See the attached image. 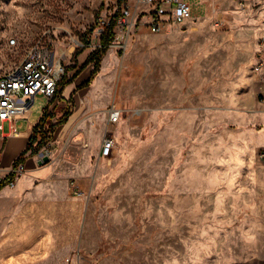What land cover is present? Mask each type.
<instances>
[{"label": "rangeland", "instance_id": "374dc122", "mask_svg": "<svg viewBox=\"0 0 264 264\" xmlns=\"http://www.w3.org/2000/svg\"><path fill=\"white\" fill-rule=\"evenodd\" d=\"M185 1L196 23L134 29L93 77L94 64L84 65L113 0H0V74L42 37L65 55L36 151L51 152L50 165L85 192L88 215L72 222L68 264H264L230 232L255 215L260 191L207 189L230 145L222 118L239 94L232 83L251 74L264 43V0ZM49 102L36 96L14 131L37 125ZM112 104L123 111L114 126ZM108 136L116 148L102 158Z\"/></svg>", "mask_w": 264, "mask_h": 264}, {"label": "crops", "instance_id": "0c3cea01", "mask_svg": "<svg viewBox=\"0 0 264 264\" xmlns=\"http://www.w3.org/2000/svg\"><path fill=\"white\" fill-rule=\"evenodd\" d=\"M196 19L194 16L190 24L196 23ZM263 44L259 43L253 58L251 74L244 76L242 70L243 75L232 83V89L239 94L227 105L222 118L229 125L224 133L230 145L224 165L209 173L207 186L226 192L260 191L255 200V215H248L246 222L240 221L245 222L243 225L230 232L246 239L247 252L262 262L259 255H264V105L258 100V92L264 88V71L256 73L254 66ZM21 121L9 125L15 128ZM37 125L0 133L3 174L27 150ZM237 126L240 128H234ZM47 151L37 152L35 146L27 152L25 174L14 188L0 190V264H68L65 259L72 251V222L88 215V205L84 208L81 196L73 197L70 182H66L70 177L50 165L51 152L48 151V158L41 159ZM79 190L85 194L82 187ZM228 233L229 229H225L224 236Z\"/></svg>", "mask_w": 264, "mask_h": 264}, {"label": "built area", "instance_id": "2783aa9c", "mask_svg": "<svg viewBox=\"0 0 264 264\" xmlns=\"http://www.w3.org/2000/svg\"><path fill=\"white\" fill-rule=\"evenodd\" d=\"M113 1L116 11L110 19L102 21L103 27L98 31L100 37L113 21L116 23L115 39L129 37L138 27L147 28L150 32L159 34L172 26L185 27L194 21L192 8L185 0ZM216 26L219 27L220 23ZM44 39L45 37H42L26 51L24 58L15 69L0 74V132L4 131L5 123L14 124L21 121L33 106L36 96H44L50 101L46 113L58 96L62 79L65 76V55L57 52ZM254 71L256 73L264 71V44L258 53ZM258 100L264 105V88L262 87L258 92ZM122 115L123 111L112 104L108 110V124L117 125ZM11 129L14 130V125ZM116 144L113 137H106L102 141L101 157L112 156ZM48 156L47 151L41 155V159L48 158ZM25 172L24 162L15 164L7 174H3V170H0V189L2 187L14 188ZM70 187L75 195H83L75 183L72 182Z\"/></svg>", "mask_w": 264, "mask_h": 264}, {"label": "trees", "instance_id": "16d2710c", "mask_svg": "<svg viewBox=\"0 0 264 264\" xmlns=\"http://www.w3.org/2000/svg\"><path fill=\"white\" fill-rule=\"evenodd\" d=\"M115 27H116V23H115V21H113L111 23V25L105 30L104 34L100 37L99 47H97V49L88 57V59L85 62L84 67H87L90 64H94V71H93V75H92L93 77H94V75H96L98 73V71L100 69L102 57L107 53L109 47L114 42ZM46 116H47V113L45 112L41 122L39 123V125H37L35 127L34 134H33L32 138L30 139L27 150L17 159L15 164L24 162L27 152H29L31 149H33L35 147V145H41L42 144L43 138H42L41 133L39 134L38 131H39V128L42 127V125L44 126V123L46 122Z\"/></svg>", "mask_w": 264, "mask_h": 264}, {"label": "water", "instance_id": "95a60500", "mask_svg": "<svg viewBox=\"0 0 264 264\" xmlns=\"http://www.w3.org/2000/svg\"><path fill=\"white\" fill-rule=\"evenodd\" d=\"M48 161V159L46 160V162Z\"/></svg>", "mask_w": 264, "mask_h": 264}]
</instances>
